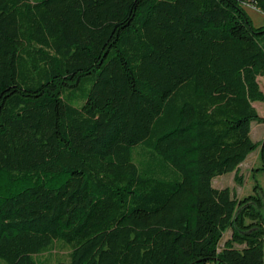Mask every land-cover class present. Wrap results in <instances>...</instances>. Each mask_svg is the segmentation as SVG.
<instances>
[{
    "label": "trees",
    "instance_id": "1",
    "mask_svg": "<svg viewBox=\"0 0 264 264\" xmlns=\"http://www.w3.org/2000/svg\"><path fill=\"white\" fill-rule=\"evenodd\" d=\"M243 2L0 0L5 264L56 244L54 264H264L263 188L212 185L258 146L264 169V25Z\"/></svg>",
    "mask_w": 264,
    "mask_h": 264
},
{
    "label": "rangeland",
    "instance_id": "2",
    "mask_svg": "<svg viewBox=\"0 0 264 264\" xmlns=\"http://www.w3.org/2000/svg\"><path fill=\"white\" fill-rule=\"evenodd\" d=\"M243 7L248 13L251 22L254 26L264 25V13L257 9L250 0H244ZM260 42L264 45V34L260 36ZM92 82L90 75L83 76L78 86L66 89L63 92V97L66 101L79 106L82 103V96L86 93ZM258 82L261 90L264 93V76L258 77ZM253 106L258 113L264 116V100L253 101ZM250 137L253 141L260 142L264 139V122L251 121ZM263 164L260 147H256L250 151L244 160L240 163L238 168V175L240 181L235 180L234 171L216 175L212 179V185L217 188L229 186L232 193L238 197L247 195L253 192V186L257 182L264 190V169H258ZM229 235L227 230L223 239ZM66 248L60 244H56L50 251L40 254V258L44 260L45 264H54L55 260L66 257ZM0 264H5L0 258Z\"/></svg>",
    "mask_w": 264,
    "mask_h": 264
}]
</instances>
